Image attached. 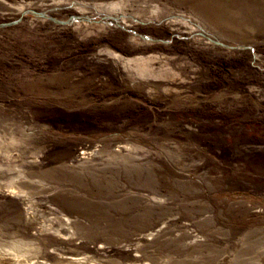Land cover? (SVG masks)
Instances as JSON below:
<instances>
[{
    "label": "rangeland",
    "instance_id": "1",
    "mask_svg": "<svg viewBox=\"0 0 264 264\" xmlns=\"http://www.w3.org/2000/svg\"><path fill=\"white\" fill-rule=\"evenodd\" d=\"M0 264H264V0H0Z\"/></svg>",
    "mask_w": 264,
    "mask_h": 264
},
{
    "label": "bare ground",
    "instance_id": "2",
    "mask_svg": "<svg viewBox=\"0 0 264 264\" xmlns=\"http://www.w3.org/2000/svg\"><path fill=\"white\" fill-rule=\"evenodd\" d=\"M188 19V18H187ZM59 20V19H58ZM194 33V32H193Z\"/></svg>",
    "mask_w": 264,
    "mask_h": 264
}]
</instances>
